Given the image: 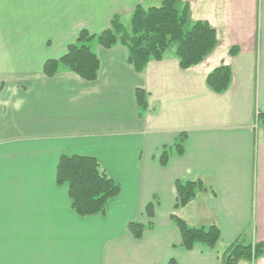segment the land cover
<instances>
[{
  "label": "crops",
  "instance_id": "1",
  "mask_svg": "<svg viewBox=\"0 0 264 264\" xmlns=\"http://www.w3.org/2000/svg\"><path fill=\"white\" fill-rule=\"evenodd\" d=\"M180 1L216 31L202 64L182 70L168 52L138 73L126 48L94 40L100 71L88 82L44 66L81 31L100 34L114 16L158 0H0V264H224L221 253L241 236L264 243V132L255 130L264 113V0ZM223 65L231 83L217 94L207 77ZM62 155L96 158L121 185L105 216L71 210L57 183ZM199 179L203 189L176 210V182ZM173 214L191 227L217 225L218 248L183 249ZM132 222L153 228L135 239Z\"/></svg>",
  "mask_w": 264,
  "mask_h": 264
},
{
  "label": "trees",
  "instance_id": "2",
  "mask_svg": "<svg viewBox=\"0 0 264 264\" xmlns=\"http://www.w3.org/2000/svg\"><path fill=\"white\" fill-rule=\"evenodd\" d=\"M156 5H138L129 25L122 16L112 18L110 27L100 34H91L87 30L80 32L76 42L68 47L67 53L59 60H49L44 72L53 76L60 66L68 68L81 79L96 81L100 71V60L92 51L90 42L111 49L117 45L126 48L128 61L138 73H142L152 61H162L168 52H173L182 70H188L202 64L215 50L217 34L206 21H192L189 7L180 0H158ZM238 48L230 50V56H236ZM232 72L229 66H220L207 77L208 87L217 94L225 93L231 83ZM1 91V90H0ZM140 108L145 109L147 103L145 93L138 90L136 94ZM259 128L264 132V113L257 115ZM186 135L181 134L175 148L177 154H184ZM170 154L164 150L161 163L166 165ZM57 183L68 189L71 210L79 217L105 216L108 204L121 194V185L102 170L94 157L62 155L57 166ZM203 189L202 180L193 182H176L177 204L175 209L185 207L199 191ZM147 214L153 217V205L147 207ZM171 221L181 235V247L192 251L196 246L216 250L222 236L217 225L209 227H191L186 221L173 214ZM153 228L132 222L128 229L135 239H141L146 230ZM264 255V243L256 245L241 236L229 244L221 253L224 264H252ZM169 264H176L171 260Z\"/></svg>",
  "mask_w": 264,
  "mask_h": 264
},
{
  "label": "rangeland",
  "instance_id": "3",
  "mask_svg": "<svg viewBox=\"0 0 264 264\" xmlns=\"http://www.w3.org/2000/svg\"><path fill=\"white\" fill-rule=\"evenodd\" d=\"M158 3H159V2H157V4H158ZM149 5H156V4H154V2H153V3L151 2V3H147L145 6H149ZM123 18H124V22L126 23V25H129V24H130V21H131V15L128 16V17H123ZM255 130H257V133H259V132L261 131V129H260L259 126H258L257 121H256ZM252 242H253L254 245H256V244H258V243H261V242H257V241H255V240H253ZM262 256H263V255H262ZM262 256H261L260 258H258L255 262H253L252 264H258V261H259V259L262 258Z\"/></svg>",
  "mask_w": 264,
  "mask_h": 264
}]
</instances>
